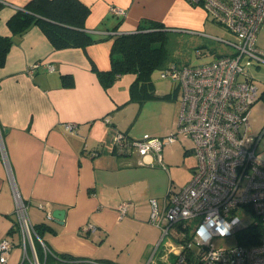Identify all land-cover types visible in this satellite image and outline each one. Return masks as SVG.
I'll use <instances>...</instances> for the list:
<instances>
[{
    "label": "crops",
    "instance_id": "0c3cea01",
    "mask_svg": "<svg viewBox=\"0 0 264 264\" xmlns=\"http://www.w3.org/2000/svg\"><path fill=\"white\" fill-rule=\"evenodd\" d=\"M28 1L0 0V36L12 37L0 66V241L6 239L12 247L0 264H32L34 257L40 264H61L55 255L109 264H167L160 260L165 252L164 243L158 246L162 232L149 220L150 199L162 211L172 192L159 182L166 170L162 150L185 148L190 142L184 154L193 155L192 142L179 137L162 144L158 162L155 152L119 154L113 135L119 130L132 137L134 122L148 107L163 117L143 134L162 137L174 131L182 89L179 84L156 89L149 74V87L137 85L132 93V72L119 75L106 87L92 65L109 70L117 34L159 22L168 31L208 36L210 16L187 0H80L90 8L84 28L94 41L85 48L56 49L37 25L21 35L13 36L9 30L7 20ZM113 6L125 13H113ZM65 74L72 76V85L62 84ZM255 105L249 123L254 135L261 134L258 152L264 159V146L259 149L264 121L256 116ZM66 124H73V129ZM193 167L173 191L190 180ZM14 192L27 205L33 226H48L42 237L36 232L24 238ZM55 209L64 210L62 223L52 217ZM178 230H170L168 243L178 241Z\"/></svg>",
    "mask_w": 264,
    "mask_h": 264
},
{
    "label": "built area",
    "instance_id": "2783aa9c",
    "mask_svg": "<svg viewBox=\"0 0 264 264\" xmlns=\"http://www.w3.org/2000/svg\"><path fill=\"white\" fill-rule=\"evenodd\" d=\"M187 1L202 6L226 30L230 38L208 35L225 46L226 51L205 63L179 67L172 64L161 70V77L177 81L182 89L174 131L162 137L143 134L133 138L117 130L113 145L119 151L130 148L131 153L143 155L155 152L161 162L162 144L179 137L192 142L196 162L190 180L168 195L162 211L156 200L150 199L149 220L160 228L158 246L164 243L165 248L160 260L186 264L188 251L195 249L196 259L202 264H264V232L252 245L211 246L213 237L235 235L256 218L264 226V159L258 152L261 134L254 135L249 123L251 108L260 92L248 71L250 65L264 64V49L256 45L257 32L264 24V0ZM111 11L125 13L124 8L117 6L111 7ZM48 70H52V65H48ZM73 127L66 124L67 129ZM14 199L18 227L25 239L30 238L36 230L27 205L17 192ZM120 209L124 212L125 205ZM47 216L51 218L50 213ZM173 227L179 229L178 241L171 244L168 242ZM11 247L10 241H0L1 262L6 260ZM61 262L109 264L92 259ZM31 263L40 264L36 257Z\"/></svg>",
    "mask_w": 264,
    "mask_h": 264
},
{
    "label": "trees",
    "instance_id": "16d2710c",
    "mask_svg": "<svg viewBox=\"0 0 264 264\" xmlns=\"http://www.w3.org/2000/svg\"><path fill=\"white\" fill-rule=\"evenodd\" d=\"M89 14L90 8L80 0H29L23 8L18 9L10 16L7 26L14 36L21 35L31 25H37L56 49L71 46L85 48L94 41L84 28ZM167 32L169 31L164 29L161 23L149 22L147 25L139 27L135 32L117 34L111 45L109 70L99 71L92 65L101 83L107 87L119 75L132 72L135 74L132 93L135 92L137 85L149 87L150 72L154 68L162 66ZM11 43L12 37L0 36V66L4 64ZM61 78L63 85L73 84L71 75L65 74ZM115 150L119 154H131L128 150L119 151L117 148ZM45 229H48L47 225L35 226L40 237ZM262 232H264V226L260 219L256 218L255 222L236 232L237 243L245 246L255 244L260 240ZM55 257L60 261L72 259L68 255H55ZM186 264L202 263L196 259L193 251L189 250Z\"/></svg>",
    "mask_w": 264,
    "mask_h": 264
},
{
    "label": "rangeland",
    "instance_id": "374dc122",
    "mask_svg": "<svg viewBox=\"0 0 264 264\" xmlns=\"http://www.w3.org/2000/svg\"><path fill=\"white\" fill-rule=\"evenodd\" d=\"M205 34L211 36H220L223 38H230L226 30L215 23L211 18L207 22L205 28ZM256 45L264 49V24L261 25L257 32ZM197 51L201 54L197 55ZM226 51L225 46L216 42L208 36H201L199 34H188L183 32L169 31L166 34L164 42V55L160 67L154 68L150 74L155 88L160 86L163 89H172L178 84L177 81L172 79H164L160 77L162 67L168 65H191L201 64L211 61L213 58L218 57L220 54ZM249 74L253 76V82L258 88V92L264 93V64L260 66L250 65L248 67ZM157 89V88H156ZM257 103V104H256ZM254 105L257 106L255 114L262 121H264V95ZM253 113L250 116L249 122H253ZM168 112H166V116ZM162 116H158V110L154 107H148V109L142 113L133 124L132 137L141 138L144 131L151 126H157L160 123ZM177 122V119H176ZM264 124V122H262ZM176 128V124H175ZM148 134V133H147ZM152 136L151 134H149ZM191 146L190 142H186V147ZM264 146V139H262L259 149ZM185 148L175 145L172 150L164 148L161 152L164 156V164L166 165L165 174L159 175L161 178L159 182L166 186L168 190H175L174 188L178 184L184 183L187 180V176L190 173V168L195 165V159L191 153L184 154ZM136 153V152H134ZM165 156H170L171 159H167ZM237 243L236 236H215L211 241L213 248L230 247ZM164 264V263H159Z\"/></svg>",
    "mask_w": 264,
    "mask_h": 264
},
{
    "label": "water",
    "instance_id": "95a60500",
    "mask_svg": "<svg viewBox=\"0 0 264 264\" xmlns=\"http://www.w3.org/2000/svg\"><path fill=\"white\" fill-rule=\"evenodd\" d=\"M52 217L56 219L58 222L62 223L64 217V210L62 209L53 210Z\"/></svg>",
    "mask_w": 264,
    "mask_h": 264
}]
</instances>
